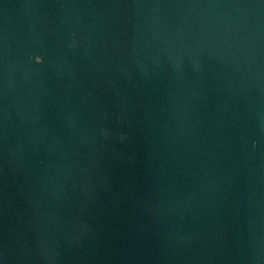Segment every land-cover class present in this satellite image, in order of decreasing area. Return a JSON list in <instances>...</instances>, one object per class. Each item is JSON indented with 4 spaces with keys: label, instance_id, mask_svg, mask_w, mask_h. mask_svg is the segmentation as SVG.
Here are the masks:
<instances>
[{
    "label": "water",
    "instance_id": "1",
    "mask_svg": "<svg viewBox=\"0 0 264 264\" xmlns=\"http://www.w3.org/2000/svg\"><path fill=\"white\" fill-rule=\"evenodd\" d=\"M0 264H264V0H0Z\"/></svg>",
    "mask_w": 264,
    "mask_h": 264
}]
</instances>
